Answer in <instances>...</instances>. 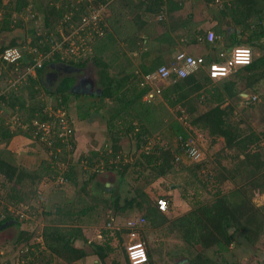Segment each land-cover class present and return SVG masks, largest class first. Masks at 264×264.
<instances>
[{
    "label": "trees",
    "instance_id": "trees-1",
    "mask_svg": "<svg viewBox=\"0 0 264 264\" xmlns=\"http://www.w3.org/2000/svg\"><path fill=\"white\" fill-rule=\"evenodd\" d=\"M186 2L113 0L108 4L113 15L100 22L104 34H94L91 58L78 62L84 67L92 60L98 67L102 93L88 110L95 107L94 112L105 121L106 138L99 149L81 154L77 163L73 159L76 128L69 113L74 78H63L54 92L45 89L47 94L57 98L53 111L39 98L43 89L40 78L45 67L61 62L60 53L37 69L36 78H29L28 99L17 90L1 94L3 107L20 115L23 124L11 130L0 119V141L7 144L16 136L32 138L37 133L34 139L45 145L52 155L51 161L42 162L45 167L32 170L23 164L17 166L0 154V189L4 190L6 202L0 203L4 212L0 216V232L9 222L17 227L30 222L25 213L13 215L8 207L29 212L28 204L38 197V187L44 180L57 182L61 178L63 184L70 183L76 188L74 198L56 203L43 212L48 224L41 233L42 243L33 248L31 241L35 233L29 229L20 231L15 244L26 252L20 255L17 264H54L57 259L63 264H80L89 254L85 247L76 246V242L92 244L88 242V233L97 227L102 230L99 236L104 242L93 243V255L102 264H121L114 258L115 240L122 247L125 262L131 264L127 254L131 234L136 232L138 236L133 242L140 241L146 246L144 238L149 228L177 235L189 249L191 264H243L253 248L262 245L264 203L259 197L264 196V132L242 127L243 121H236L235 113L243 93L259 94V87L264 85V0H223L221 5L215 0L203 1L209 17L216 22L210 29L201 27V21H196L193 13L181 15ZM106 3L107 0H83L82 3L76 0H0V33H11L23 27L25 16L30 15L26 28L32 38L30 45L37 52L26 53L23 67L32 66L39 52L51 51L52 39L59 36L60 25L69 32L71 25L78 24L83 15L88 14L89 7L97 8ZM163 11L168 14L170 23L156 22L160 24L157 27L150 19ZM209 31L216 36L213 42L207 38ZM219 36L226 47L222 51L247 46L261 49L262 55L253 57L250 65L238 68L219 81L210 79L201 67L186 78L172 75L166 82L147 81L148 75L170 62L162 57L163 47L171 50L179 46V41L184 48L200 46L212 54ZM125 44L133 56L123 50ZM9 46L19 45L13 40ZM9 46L0 45V53ZM210 54L204 56L206 65L218 60V54L215 57ZM3 65L0 61V82ZM150 94L154 97L148 98ZM58 111L67 115L71 128L68 136H60L64 131L55 115ZM43 123L51 127V146L42 139L44 132L39 130V124ZM200 135L204 140L200 138L199 145L208 139L211 146L223 143L217 158L203 152L201 146L200 160L188 158L185 144L189 138ZM226 157L230 165L223 164L222 159ZM82 159L87 169L79 171L77 166ZM100 173L119 176L118 183L113 180L114 187L103 185L100 191L93 190L91 187ZM169 177L182 182L181 197L191 206L189 212L175 219L162 212L148 192L158 180ZM126 182L133 196L123 199L120 189ZM226 182H234L235 187L225 192ZM135 211L141 212V216H132ZM121 217L129 218L121 223ZM141 219L144 222L137 228L128 226L130 221ZM147 252L149 264L153 254L150 249Z\"/></svg>",
    "mask_w": 264,
    "mask_h": 264
},
{
    "label": "rangeland",
    "instance_id": "rangeland-1",
    "mask_svg": "<svg viewBox=\"0 0 264 264\" xmlns=\"http://www.w3.org/2000/svg\"><path fill=\"white\" fill-rule=\"evenodd\" d=\"M7 1V0H4ZM200 0H187L185 9L181 12L187 15L190 11L194 9L196 12V16L203 15L208 13L207 5L204 3H196ZM202 1V0H201ZM78 3H82L83 0H76ZM223 0L217 5H221ZM214 5V3H213ZM112 11L108 8H105V11L102 13V20H107L112 16ZM180 15V14H178ZM184 16V15H183ZM30 15L25 16L23 22L24 25L21 28H16L11 33H0V45L9 46L13 40L17 42V44L26 49H33L30 45L32 42V38L27 31V20H29ZM132 18V17H131ZM152 22L156 24L158 27L160 24L156 22H163L170 23L168 18V14L163 11L158 16H154L150 19ZM206 27V26H205ZM57 28V27H56ZM58 29V32L65 31V27L61 26ZM160 29V28H159ZM234 31V30H232ZM41 32V31H39ZM104 32V31H103ZM43 33V32H41ZM40 33V34H41ZM89 35L85 41L88 43L85 51L83 52V56H75L71 55V53H64L61 62L50 63L45 67L44 74L41 76V84L43 89H41V96L43 101H45L48 105V110L53 111L52 109L54 106L57 105V98L51 97L49 94L45 92V89L49 90L50 92H54L57 87L59 86L61 80L66 77H73L74 84L72 86V90L74 91L73 95L70 99V107L69 113L71 117L74 119V127L76 128V138H77V145L75 147V151L73 154V159L75 163H77L80 159V155L84 151H88L89 148L93 149L95 146L101 147L102 143L105 141L106 138V124L105 121L101 118L99 113L94 112L95 107L88 110V107L94 104L92 101L98 99L99 95L102 93V86L100 79L98 77V67L95 65V62L89 60L88 63L81 67L78 65L80 60L85 61V59H90L93 54V43L94 37L93 34ZM67 36V34H65ZM221 40V39H219ZM61 43V34L59 37L54 39L53 44H58L60 47ZM144 44L142 41H139V44ZM152 44V43H151ZM123 50L129 53L131 56L132 50L126 44L123 45ZM65 48V47H64ZM143 48H146V45H143ZM253 57H258L262 55V50L259 48H252ZM135 57V55H134ZM70 61H73L70 62ZM83 62V61H82ZM3 78H1L0 84V96L4 92L5 93H12L13 91L19 92L20 95H25V98L28 99L27 94L29 93V88L27 87L28 80L31 76L37 77V71H28L27 67H19L15 71L12 66L10 65H3ZM3 68V67H2ZM5 73V74H4ZM27 73V74H25ZM5 75V76H4ZM17 76H21L23 78V82H19L18 85L11 86V82ZM88 76V77H87ZM87 77V78H86ZM95 82H94V80ZM86 79H89L90 82L86 83ZM156 85V84H155ZM77 87V89H76ZM157 87V85H156ZM259 94L253 93H243L241 98L243 100L237 101V110H236V121H243L242 127L246 129H252L256 132L263 133L264 132V85H261ZM256 97V100H254ZM251 102L248 104L247 102L250 100ZM28 105L31 104L27 102ZM91 104V105H90ZM3 103L0 101V119L3 120L5 125H8L11 130L20 127L23 124L20 115L13 113L12 110H9L3 107ZM86 106V107H83ZM64 115L65 112L61 111ZM58 114H61L59 111ZM67 116V115H65ZM81 116L84 118L82 119ZM1 123V121H0ZM36 124V123H35ZM23 128L26 129L27 125H23ZM37 134V133H36ZM34 134V137L37 136ZM68 136V134H67ZM27 138L23 136H16L10 142L6 144V142L0 141V154L2 153L5 157H9L10 160L15 164H23L26 168H30L32 170L37 169L39 166L42 168L45 167V164H42L43 161H51V153L47 151V147L41 142L36 141V139ZM51 134L45 137L46 145L51 146V142L49 138ZM43 139V138H42ZM201 140H204L203 135H201ZM69 141V139H68ZM69 144V143H68ZM205 144V145H204ZM199 145V141H198ZM203 152H207V154L211 155L212 158H217V153L221 152L223 148V143L219 142L214 146H211L210 140H206L200 143ZM70 150H72L71 146H68ZM67 147V148H68ZM90 149V150H91ZM89 150V151H90ZM88 151V152H89ZM214 155V156H212ZM222 155L226 156L227 153L222 152ZM224 165H230V160L226 157L222 159ZM62 168V166H61ZM66 168V167H65ZM77 168L79 171H83V169H87V164L85 160H80ZM63 170V168H62ZM89 171V170H88ZM113 175L114 178H110L109 175ZM107 175H98L91 187L93 190L100 191L104 184L110 183V186L114 187V183L112 182L115 180V183H118L119 176L114 175L113 173ZM108 179H105V178ZM81 178V175H80ZM104 178V179H103ZM2 183V177L0 176V185ZM101 183V184H98ZM61 184V185H60ZM182 182L179 180H173L172 177L167 179H160L152 187L148 188V192L152 198V201L155 203L160 197H165L169 201V210L167 211L166 215L170 218H179L185 215L187 212L191 210L190 204H188L182 197H181V189H182ZM235 187L234 182H226L224 184L223 190L225 192L231 191ZM1 188V186H0ZM38 197H34L30 203L28 204L29 212H20L17 211L14 207L9 206L8 210L16 215L18 213H25V218L30 219V222H24L19 227L10 225L0 232V264H17L20 259V255L26 250L22 251V246L16 247L17 237L21 230L29 229L35 233V239L31 241V245L35 248L36 244L42 243L41 233L43 232V228L48 224V221L45 219V215L43 212L52 208L53 205L56 203H63L67 202L70 199L74 198L75 187L71 186L70 183L63 184V180L57 179V182H48L43 181L42 184L38 187ZM111 188V187H110ZM130 185L126 182L124 184V188L120 189L121 194H123V199L126 197L133 196L129 192ZM4 191V190H3ZM0 189V203L2 205L6 204L5 202V193ZM260 202L264 203V196L259 197ZM92 201H96L92 199ZM3 210L0 208V216L3 215ZM27 213V214H26ZM141 213V212H140ZM138 211L133 212L132 216H141ZM104 215V212H103ZM129 217L123 218L121 217L119 221L122 223V220L127 219ZM103 219V217H102ZM108 227V225H107ZM101 228L97 227L88 233V242H104L103 238L99 237L101 235ZM148 232L146 237L144 238L146 243L147 249L152 250V261L149 264H191L189 262L190 259V252L189 249L186 247V244L179 239L177 235H171L167 230H155L153 231L151 228L146 230ZM143 239V240H144ZM93 243H84L83 241L79 240L76 242V246L78 247H85L89 256L85 261H81L80 264H102L99 262L98 258L93 255ZM114 246L117 247V253H114V258L118 261H121V264H127L124 260V256L122 254V247L119 246L118 242L115 240L113 241ZM262 245L258 248H253V251L249 257L243 260V264H264V237L261 239ZM42 248H45L42 246ZM194 250V249H193ZM190 250V251H193ZM29 259H32L29 257ZM89 259V260H88ZM54 264H63L61 261L57 259ZM148 264V262H147Z\"/></svg>",
    "mask_w": 264,
    "mask_h": 264
},
{
    "label": "built area",
    "instance_id": "built-area-1",
    "mask_svg": "<svg viewBox=\"0 0 264 264\" xmlns=\"http://www.w3.org/2000/svg\"><path fill=\"white\" fill-rule=\"evenodd\" d=\"M113 0H107L106 4H102L97 8H88V14L83 15L78 24L71 25V29L65 31H60L59 36L61 34V43L60 47L58 44L54 45V39L59 36H54L51 43V51L48 54H44L39 52L35 57V64L32 66H27L28 71H37V69L42 68L45 61L49 59L51 56L56 53H60L63 58L64 53H71V55L75 56H83V52L88 46L85 41L86 38L89 37L87 34H97L102 36L104 34L102 28L100 27V22H102V13L105 11V8L110 4ZM216 3H220L221 0H215ZM72 15V13L70 14ZM67 34V36H65ZM208 40L213 42L216 39V36L213 31H209ZM200 40H202L200 38ZM65 47V48H64ZM36 53L37 49H26L21 46H9L6 47L0 53V61L4 65H10L13 67L15 71L19 67H23V62L25 59L26 53ZM218 60H214L212 63L206 65L205 59L203 56H194L185 51L177 52L173 61H171L168 65L161 66L155 73L150 74L146 77L147 81L159 80L166 82L172 75H175L177 78H186L191 73L195 72L198 68H203L210 79L213 81H219L225 79L230 76L234 71L238 68L250 65L253 61V52L250 47L247 46H236L230 51H221L217 55ZM27 74V73H25ZM11 82V86L18 85L19 82H23V78L21 76H17ZM159 93V90H157ZM154 95L150 94L148 98H153ZM256 100V97H254ZM61 114L56 113V117L60 120L62 124L63 133L60 134L61 137H65L71 134V128L68 120L65 115L59 111ZM39 130L44 132L43 140L49 134H51V127L47 123L39 124ZM182 139V137H180ZM201 138V135L198 138L191 137L188 139L186 146V153L189 159L192 160H200L202 157V151L198 145V141ZM52 145V144H51ZM157 204L159 209L162 212H167L169 209V201L160 197L157 200ZM144 220L140 221H130L128 226L135 229L143 223ZM135 238H138L137 233L133 232L131 234L132 242H130L127 246V254L129 257V261L131 264H147L148 262V252L145 244L143 242H133Z\"/></svg>",
    "mask_w": 264,
    "mask_h": 264
},
{
    "label": "crops",
    "instance_id": "crops-1",
    "mask_svg": "<svg viewBox=\"0 0 264 264\" xmlns=\"http://www.w3.org/2000/svg\"><path fill=\"white\" fill-rule=\"evenodd\" d=\"M196 3H203V0H202V2L201 1H198V2H196ZM194 14V16H195V19H196V21H201V23H202V25H201V27H203V28H206V29H210L211 27H213L214 25H216V22H213L212 20H211V17H209V15H208V13H206V14H203V15H199V17L198 16H196V12L194 11V9L192 10V11H190L188 14ZM206 26V27H205ZM220 37V36H219ZM220 39L221 40H219L218 42H217V45H216V51L215 52H213L212 54H210V51L209 50H207V49H205L204 47H200V46H196V47H192V48H184L183 46H180V42L179 41H177V43H178V45L179 46H177L176 48H173V49H171V50H167V47H163V51H162V57H163V59L164 60H166L167 62H171L172 60H173V58L175 57V55L177 54L176 52H178V51H185V52H187V53H189V54H192V55H194V56H205V57H207L209 54L210 55H212V56H216L220 51H222V50H225L226 49V47H225V43H224V41H223V38H221L220 37ZM136 57H137V53H135L134 54ZM153 57L155 56V54H153L152 55ZM169 62V63H170ZM24 137V136H23ZM76 145H77V138H76ZM102 145H103V143H102ZM101 145V146H102ZM100 148V146L99 147H97V146H95V148H93L94 150H96V149H99ZM91 148H89V150H90ZM93 149H91V150H93ZM88 150V151H89ZM90 150V151H91ZM88 151H84V152H82L81 154H85V153H88ZM8 157V156H7ZM107 175V173H100L99 175ZM110 176V178H111V180H112V178H114V176L111 174V175H109ZM104 179V178H103ZM105 179H108L107 177L105 178ZM113 182V181H112ZM114 183V182H113ZM109 184V186H107ZM105 186H106V188H112L113 186H110V183H106V184H104ZM100 237V236H99ZM88 258V257H87ZM89 260V259H88Z\"/></svg>",
    "mask_w": 264,
    "mask_h": 264
},
{
    "label": "flooded vegetation",
    "instance_id": "flooded-vegetation-1",
    "mask_svg": "<svg viewBox=\"0 0 264 264\" xmlns=\"http://www.w3.org/2000/svg\"><path fill=\"white\" fill-rule=\"evenodd\" d=\"M87 77H88V76H87ZM87 77H86V78H87ZM93 80H94V78H93ZM86 81H87L86 83H89V82H90L89 79H86ZM94 82H95V80H94ZM95 83H96V82H95ZM76 89H77V87H76ZM189 262H190V261H189Z\"/></svg>",
    "mask_w": 264,
    "mask_h": 264
},
{
    "label": "water",
    "instance_id": "water-1",
    "mask_svg": "<svg viewBox=\"0 0 264 264\" xmlns=\"http://www.w3.org/2000/svg\"><path fill=\"white\" fill-rule=\"evenodd\" d=\"M107 186H109V184L107 185ZM12 222H9V223H7V225H10ZM6 226V225H5Z\"/></svg>",
    "mask_w": 264,
    "mask_h": 264
}]
</instances>
